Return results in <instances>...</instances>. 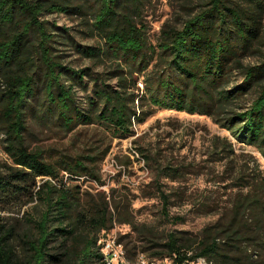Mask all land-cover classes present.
Segmentation results:
<instances>
[{
    "label": "trees",
    "instance_id": "obj_1",
    "mask_svg": "<svg viewBox=\"0 0 264 264\" xmlns=\"http://www.w3.org/2000/svg\"><path fill=\"white\" fill-rule=\"evenodd\" d=\"M199 1V10L182 27L163 31L158 44L162 68L146 79L148 99L157 108L217 116L256 85L250 106L232 112L223 126L264 155V63L246 68L241 84L224 88L231 64L259 35L257 21L233 0ZM244 1L259 10L264 6V0ZM140 2L98 0L94 27L103 46H78L77 50L145 71L147 41L132 17ZM72 9L45 0H0V132L14 164L8 175L0 172V196L20 195L25 187L16 182L26 181L30 175L46 179L31 193V200L36 198L43 211L28 220L31 228L22 239V256L13 243L14 230L0 221V264H46L50 259L53 264H103L98 244L103 233L115 221L137 228L131 202L116 201L113 190L110 197L103 194L83 204L66 182L60 186L53 182L59 177L58 166L44 161L42 152L26 143L25 133L33 119L53 122L65 132L79 125L99 124L117 137H126L132 133L134 121L143 122L150 114L138 112L136 96L127 93L126 83L114 89L99 78L88 98L89 109L77 102L75 87L87 88L86 73L62 63L56 47L59 41L49 22L42 19L45 12ZM86 160L93 158H66L60 167L71 179L89 177L101 182ZM245 188L246 193L235 194L214 222L192 237L184 236L186 232L162 236L160 243L152 245L159 248L150 256L167 258L170 264H195L200 258L209 264H264V179L254 177ZM161 197L166 209L169 196L161 192ZM60 237L63 242L71 240L70 246L59 256L50 255L52 240Z\"/></svg>",
    "mask_w": 264,
    "mask_h": 264
},
{
    "label": "rangeland",
    "instance_id": "obj_2",
    "mask_svg": "<svg viewBox=\"0 0 264 264\" xmlns=\"http://www.w3.org/2000/svg\"><path fill=\"white\" fill-rule=\"evenodd\" d=\"M233 1L252 13L259 35L253 46L231 64L226 89L244 81L246 68L264 63V6L259 10L244 0ZM45 2L73 8L68 13L45 12L42 19L49 22L51 32L59 41L56 47L62 63L86 73L83 78L87 88L75 87L76 99L82 108L89 109L88 98L92 96L95 79L99 78V82L114 89L126 83L127 93L136 96L138 112L149 111L150 114L143 122L134 121L132 133L126 137H117L99 124L79 125L74 131L65 132L53 122L33 119L25 133L26 143L30 149L41 151L44 161L58 166L59 177L53 182L59 186L66 182V187L83 204L99 199L103 194L110 197L113 190L116 201L131 202L136 230L116 221L110 229L116 225L118 238L130 262L143 264V261H136L141 254L150 261L161 260L150 255L158 250L159 247H151L160 243L162 236L186 232L184 236L192 237L214 222L225 207H229L235 194H245L249 181L254 177L264 179V155L256 147L238 140L223 126L224 118L232 112H241L250 106L257 86L253 85L243 96L233 99L217 116L162 109L151 104L146 79L162 68L158 44L163 31L182 27L184 21L199 10L202 4L199 0H141L132 17L147 41L149 62L143 72L107 56L93 58L77 50L78 46H103L100 33L94 27L98 0ZM4 138L0 132V172L8 175L14 164L6 153ZM70 157L93 158V161L85 162L94 169L101 182L89 177L71 179L60 167L61 162ZM44 180L30 175L26 181L16 182L25 187L20 195L8 199L0 196V221L14 230L13 243L20 256L23 254L22 239L31 228L28 220L37 218L43 211L36 198L31 200V193ZM161 192L169 196L166 209ZM63 241L62 237L54 238L49 254L59 256L70 246L71 240ZM162 263L170 264L169 260H162ZM46 264L53 263L50 259ZM195 264L209 263L200 258Z\"/></svg>",
    "mask_w": 264,
    "mask_h": 264
},
{
    "label": "built area",
    "instance_id": "obj_3",
    "mask_svg": "<svg viewBox=\"0 0 264 264\" xmlns=\"http://www.w3.org/2000/svg\"><path fill=\"white\" fill-rule=\"evenodd\" d=\"M101 242L104 243V249L106 256L109 257V262L112 264H134L127 258V253L123 243L118 238L117 227H114L107 232L103 233ZM162 260H168L167 258L158 261H150L144 255H139L136 261H144L146 264H162Z\"/></svg>",
    "mask_w": 264,
    "mask_h": 264
},
{
    "label": "bare ground",
    "instance_id": "obj_4",
    "mask_svg": "<svg viewBox=\"0 0 264 264\" xmlns=\"http://www.w3.org/2000/svg\"><path fill=\"white\" fill-rule=\"evenodd\" d=\"M99 253L102 255V263L103 264H112L109 262V257L106 256V254H105L104 243L101 242V240L99 242ZM143 264H146V262L143 261Z\"/></svg>",
    "mask_w": 264,
    "mask_h": 264
}]
</instances>
